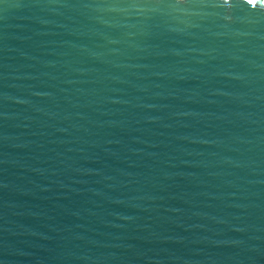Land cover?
<instances>
[{
	"label": "water",
	"instance_id": "1",
	"mask_svg": "<svg viewBox=\"0 0 264 264\" xmlns=\"http://www.w3.org/2000/svg\"><path fill=\"white\" fill-rule=\"evenodd\" d=\"M0 264H264V0H0Z\"/></svg>",
	"mask_w": 264,
	"mask_h": 264
}]
</instances>
